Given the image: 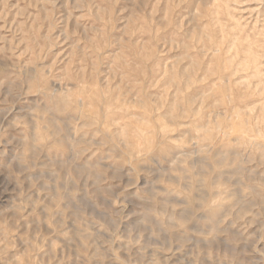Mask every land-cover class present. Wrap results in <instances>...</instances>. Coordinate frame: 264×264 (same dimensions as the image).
I'll list each match as a JSON object with an SVG mask.
<instances>
[{"label":"rangeland","instance_id":"1","mask_svg":"<svg viewBox=\"0 0 264 264\" xmlns=\"http://www.w3.org/2000/svg\"><path fill=\"white\" fill-rule=\"evenodd\" d=\"M0 264H264V0H0Z\"/></svg>","mask_w":264,"mask_h":264}]
</instances>
